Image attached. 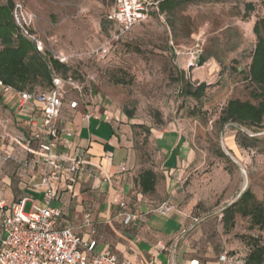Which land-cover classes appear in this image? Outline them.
I'll return each mask as SVG.
<instances>
[{"label": "rangeland", "instance_id": "374dc122", "mask_svg": "<svg viewBox=\"0 0 264 264\" xmlns=\"http://www.w3.org/2000/svg\"><path fill=\"white\" fill-rule=\"evenodd\" d=\"M13 2L36 14L38 33L69 56L68 71L61 75L82 92L66 88L68 100H78L83 113L101 114L123 127L140 171L163 176L157 136L176 131L185 138L197 159L180 179L182 204L204 219L214 244H237L229 255L247 256L249 236L264 243V231L252 229L249 218L236 215L229 231L221 225L225 210L248 189L264 205V122L256 128L218 123L229 100L252 101L253 27L264 18V0L192 4L164 20L154 16L125 34L108 19L114 0ZM203 83L209 87L201 100L182 93L185 84L196 88ZM9 107L0 99V118L12 116ZM239 131L249 137V147L238 145ZM222 143L234 160L222 155Z\"/></svg>", "mask_w": 264, "mask_h": 264}, {"label": "crops", "instance_id": "0c3cea01", "mask_svg": "<svg viewBox=\"0 0 264 264\" xmlns=\"http://www.w3.org/2000/svg\"><path fill=\"white\" fill-rule=\"evenodd\" d=\"M0 99L12 112L11 117L3 118L9 124H0V151L10 152L14 150L9 141L11 136L30 131V105L21 108L15 95L0 96ZM84 115L81 109L64 107L62 121L74 132V137L62 148V153L68 157L77 148L86 149L92 174L77 181L65 174L57 185L59 197L51 205L64 211L62 226H71L84 247L96 242L91 255L110 251L121 260H142L149 264H189L193 259L200 264H219L221 254H229L228 251L238 247L226 241L214 244L204 219L193 215L191 206L182 204L180 179L184 169L190 168L197 159L185 138L176 131L157 136L163 176L158 178L154 194H143L139 185L141 166L128 132L101 114L89 122ZM43 171L40 167L23 176L14 163H7L0 174V198L9 205L27 199L26 211L29 206L30 209L34 205L42 206L45 196L36 185ZM164 205L171 207L167 216L155 212ZM221 225L224 228L223 221ZM236 256L244 262L240 258H245L243 254L237 252Z\"/></svg>", "mask_w": 264, "mask_h": 264}, {"label": "built area", "instance_id": "2783aa9c", "mask_svg": "<svg viewBox=\"0 0 264 264\" xmlns=\"http://www.w3.org/2000/svg\"><path fill=\"white\" fill-rule=\"evenodd\" d=\"M159 2L160 0H114V9L108 19L125 34L135 26L151 20L154 13L164 20L165 15L159 14ZM13 17L21 34L32 43L37 53L68 64L69 56L56 51L53 40L38 33L35 27L38 21L36 14L17 3ZM66 88L75 93L82 92L71 78L65 79L58 75L53 76L52 87L43 92H18L0 80V96H18L21 108L30 105V131L11 136L9 141L14 150L0 151V174L10 162L18 167L23 176L43 167L44 171L36 188L42 190L45 196L42 206L34 205L29 211L25 209L27 199L9 205L0 198V264H149L142 260H121L110 251L91 255L96 242L84 247L71 226H62L64 211L51 205L59 197L57 185L65 174L70 175L73 181L92 174L86 149L77 148L68 157L62 153V148L74 137V132L62 121V111L65 106L75 111L81 107L78 100H68ZM93 117L91 112L84 115L88 122ZM0 124L7 126L9 121L1 118ZM170 210V206L164 205L155 212L167 216ZM86 219L89 222L90 213ZM161 248L166 249L164 246ZM218 261L219 264H241L238 256L227 253L221 254ZM189 264H200V261L193 259Z\"/></svg>", "mask_w": 264, "mask_h": 264}, {"label": "trees", "instance_id": "16d2710c", "mask_svg": "<svg viewBox=\"0 0 264 264\" xmlns=\"http://www.w3.org/2000/svg\"><path fill=\"white\" fill-rule=\"evenodd\" d=\"M219 1L160 0L158 10L159 14L172 17L176 12L185 10L189 5ZM248 7L249 11L254 9L250 4ZM14 8L15 3L13 0L0 4V80L4 84L12 86L18 92H35L39 91L38 88L43 87L50 89L53 85V76L62 77V72L67 73V64H62L49 56L43 57L36 52L32 43L21 34L15 24ZM154 16H158V14L154 13L152 18ZM253 32L257 38V44L248 72V80L255 87L251 92L252 101L229 100L222 109L218 120L221 126L237 124L243 127L256 128L264 122V18L256 21ZM205 62V59L200 61L202 64ZM208 87L205 83L196 88L190 84H185L182 93L186 97L198 101L206 95ZM128 117L132 119V114H129ZM238 137L237 143L240 147H249V137L245 133L239 131ZM222 155L226 156L225 153H222ZM158 178L157 172L152 169L142 171L139 176L142 193L154 194ZM238 214L251 220L252 229L258 228L264 231V205L257 200L249 189L225 210L223 222L225 228L227 227V231L234 227L235 218ZM247 245L250 247V252L243 258V264H264L263 240L260 237L249 236Z\"/></svg>", "mask_w": 264, "mask_h": 264}, {"label": "water", "instance_id": "95a60500", "mask_svg": "<svg viewBox=\"0 0 264 264\" xmlns=\"http://www.w3.org/2000/svg\"><path fill=\"white\" fill-rule=\"evenodd\" d=\"M222 145H223V151H224V153H225L228 157H230V159H233V157L230 156V154L228 153V151L225 149L226 147H225L224 143H222ZM233 160H234V159H233Z\"/></svg>", "mask_w": 264, "mask_h": 264}]
</instances>
